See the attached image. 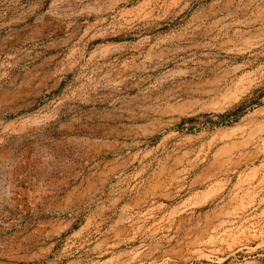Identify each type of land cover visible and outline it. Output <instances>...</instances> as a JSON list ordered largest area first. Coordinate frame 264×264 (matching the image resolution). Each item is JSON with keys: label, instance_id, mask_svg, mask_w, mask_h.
<instances>
[{"label": "rangeland", "instance_id": "1", "mask_svg": "<svg viewBox=\"0 0 264 264\" xmlns=\"http://www.w3.org/2000/svg\"><path fill=\"white\" fill-rule=\"evenodd\" d=\"M0 264H264V0H0Z\"/></svg>", "mask_w": 264, "mask_h": 264}]
</instances>
